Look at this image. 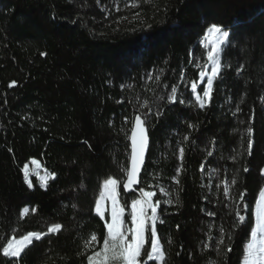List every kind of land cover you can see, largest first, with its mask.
Listing matches in <instances>:
<instances>
[{
    "label": "trees",
    "instance_id": "1",
    "mask_svg": "<svg viewBox=\"0 0 264 264\" xmlns=\"http://www.w3.org/2000/svg\"><path fill=\"white\" fill-rule=\"evenodd\" d=\"M213 23L230 30L231 44L221 54L223 71L211 104L199 109L189 88L200 70L189 59L191 53L199 57L196 63L205 61L199 42ZM181 70L185 84L179 83ZM177 84L175 104L159 99ZM145 100L161 115L147 123L150 143L139 187L158 192L147 185L159 183L173 192L174 201L179 197L159 210L164 222L157 231L167 264H209L210 257L215 264H240L251 209L264 187V0H0V235L63 225L60 233L34 241L19 264H87L91 250L85 251L84 242L93 232L102 242L106 231L93 211L95 196L103 179L119 178L121 167L128 166L129 142L121 130L131 124L124 117L131 120L135 109L147 111L140 108ZM185 135L177 185L172 177ZM33 159L56 173L46 188L34 176L33 188L24 182L22 168ZM209 169L216 170L211 180ZM233 177L232 196L246 192L249 205V219L235 229L222 184ZM130 198L125 194L128 203ZM156 198L165 199L159 192ZM24 207L29 214L21 220ZM210 225L213 250L205 251ZM221 226L234 239L231 252L226 236L217 254ZM0 264L10 262L0 256Z\"/></svg>",
    "mask_w": 264,
    "mask_h": 264
},
{
    "label": "snow or ice",
    "instance_id": "2",
    "mask_svg": "<svg viewBox=\"0 0 264 264\" xmlns=\"http://www.w3.org/2000/svg\"><path fill=\"white\" fill-rule=\"evenodd\" d=\"M151 27L150 24L146 26L143 30L142 39H149L148 30ZM176 27H179V25ZM231 35L230 30H225L222 25L213 23L207 27L203 39L199 42L206 49L205 61L202 64L196 63L199 57H193L190 53L189 63L194 64L200 70L199 81H192L189 88L199 109H204L211 104L214 84L220 79L223 71L221 54L230 46ZM242 69L243 66L241 65L237 69V73L242 71ZM148 79H153L151 73L148 74ZM155 80L159 83L161 76H155ZM179 83H186L184 70H181ZM14 85L15 81L8 86L11 88ZM199 85H203L200 91H198ZM168 87L167 84L164 85L165 89H168ZM121 88H123V85H121ZM178 89L179 84L172 85L167 97L160 96L159 99L164 100L166 98L169 104H175L178 100ZM118 103L122 104L123 100L118 101ZM179 103H185L182 96L179 98ZM140 108L147 109V111L141 112L139 109H135V114L131 120L127 116L124 117V124L130 123L131 127L129 130H121L125 133L126 139L130 141L128 145V166L121 167L122 175L119 178L109 176L103 179L99 192L95 196L93 211L95 216L103 222L106 231L102 242L98 239L95 232L91 233L89 238L84 242L85 251L91 250V254L86 256L87 264H150V262L151 264H167V254L157 231L158 222L161 224L164 222L159 210L162 203L166 206L173 205L175 202H178L179 197L177 193L176 200L174 201L173 192L159 183L155 185L148 184L147 189L158 188L159 195L165 197L163 200L160 198L154 199L158 196L157 191L146 190L144 186L137 187L143 183L141 173L144 170L145 155L149 146L147 123L153 114L157 117L161 115L160 111L152 112L147 100L140 105ZM239 111L240 109L237 107V112ZM188 127L193 128L194 126L189 124ZM245 132L248 137L246 152L250 156L254 144V130L249 126ZM188 140L189 137L185 135L183 142L178 145L180 165L176 169V175L172 177L177 185L180 183L179 176L183 171L185 153L183 143ZM241 149H244L243 144H241ZM242 154L243 151L238 153V155ZM207 156H213V151H207ZM231 159L235 161L236 156H232ZM31 164L33 165L32 168L27 163L22 168L24 182L29 189L33 188L31 176H36L40 182V186L45 188L50 179H56V173H49L47 169L44 170V175H41L39 161L33 159L31 160ZM200 170L203 174L205 171L203 163L200 166ZM244 171L246 172L248 169L244 168ZM215 174V169H209V180ZM261 174L264 175V169H261ZM152 179L158 181L160 177L153 175ZM236 182L235 177L231 181L224 180L222 182L223 194L231 201V211L235 217L234 229L238 225L245 224L249 219V205L245 202L246 192H240L238 197H234L231 194V188ZM121 185L123 191H121ZM207 187L211 189V184L209 183ZM216 187L219 190L221 185L217 184ZM129 193L131 194L130 203L125 199V194ZM72 207L76 208L77 206L73 204ZM32 212H35V209H32ZM28 214L29 208L24 207L20 212V219H24ZM207 215L213 217L215 216V212H207ZM251 222L252 226L242 246L240 264H264V187H261L259 190L252 206ZM62 229V224L53 223L47 227L45 232L28 231L19 236L12 234L10 238L0 235V241H3V243H0V256L6 258V261L10 262V264H19L22 254L33 245L34 241H41L49 235L58 234ZM211 230L212 226L210 225L209 232L207 233L208 243L204 244L205 251L213 250L211 242L214 237L211 234ZM17 231L18 229L12 230L13 233ZM226 236L229 240L226 250L227 252L232 251L231 242L234 236L232 232L225 233L224 228L221 226L220 236L218 239H215L214 250L217 254H219L221 247L225 246ZM146 245H150V248H146ZM96 246H99V250H95ZM81 254L84 253L82 252ZM209 264H215V261L211 257L209 258Z\"/></svg>",
    "mask_w": 264,
    "mask_h": 264
},
{
    "label": "rangeland",
    "instance_id": "3",
    "mask_svg": "<svg viewBox=\"0 0 264 264\" xmlns=\"http://www.w3.org/2000/svg\"><path fill=\"white\" fill-rule=\"evenodd\" d=\"M199 81V80H198ZM29 167L30 168H32L33 167V165L31 164V162H30V164H29ZM40 172H41V175H44V170L41 168L40 169ZM35 178H36V180L38 181V178L36 177V176H34ZM38 183L40 184V182L38 181ZM158 189V188H157Z\"/></svg>",
    "mask_w": 264,
    "mask_h": 264
},
{
    "label": "water",
    "instance_id": "4",
    "mask_svg": "<svg viewBox=\"0 0 264 264\" xmlns=\"http://www.w3.org/2000/svg\"><path fill=\"white\" fill-rule=\"evenodd\" d=\"M130 134V133H129ZM148 134V133H147ZM149 137V136H148ZM129 142V144H130V141H128ZM149 143H150V140H149ZM148 149H149V146H148ZM147 154H148V150H147V152H146V155H145V163H146V158H147ZM144 166H145V164H144ZM143 172V171H142ZM142 174V173H141ZM137 187H139V185L137 186ZM123 190V189H122ZM126 195H131L130 193L129 194H126Z\"/></svg>",
    "mask_w": 264,
    "mask_h": 264
}]
</instances>
